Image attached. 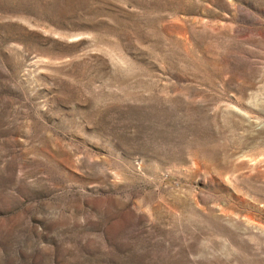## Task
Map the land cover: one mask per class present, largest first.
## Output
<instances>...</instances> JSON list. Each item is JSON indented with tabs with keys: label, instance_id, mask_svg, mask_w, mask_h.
Returning a JSON list of instances; mask_svg holds the SVG:
<instances>
[{
	"label": "rangeland",
	"instance_id": "1",
	"mask_svg": "<svg viewBox=\"0 0 264 264\" xmlns=\"http://www.w3.org/2000/svg\"><path fill=\"white\" fill-rule=\"evenodd\" d=\"M0 264H264V0H0Z\"/></svg>",
	"mask_w": 264,
	"mask_h": 264
}]
</instances>
